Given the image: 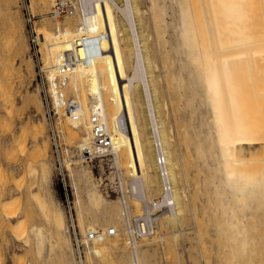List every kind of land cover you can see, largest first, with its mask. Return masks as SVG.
Here are the masks:
<instances>
[{
	"label": "bare ground",
	"instance_id": "bare-ground-1",
	"mask_svg": "<svg viewBox=\"0 0 264 264\" xmlns=\"http://www.w3.org/2000/svg\"><path fill=\"white\" fill-rule=\"evenodd\" d=\"M108 1L122 16L130 71L126 72L120 81H111L108 89L117 99L124 119L121 117V121L105 120L108 129L111 126L114 128V134L111 135L112 156L116 161H120L124 153L123 148L134 141L137 142L140 146L138 149L142 169L136 180L147 176V182L156 188L157 193L160 191L159 196L156 194L158 197L155 195L156 199L146 202L142 214L144 224L151 220L149 214L156 209L160 210V217L165 215L169 218V224H179L178 220L182 219L179 216L184 210L183 196L186 191L179 181L178 174L181 170H178V159L175 157L172 136L168 132L169 123L161 100L165 94L167 105L173 100L172 104L177 105L175 108L182 110V118L178 116L181 122L178 119L176 126L185 148L188 147L185 150H190L191 154L189 152L188 155H192L190 158L192 157L191 161L195 166L193 168H196L198 176V192L204 195V211L211 226L212 238L217 248L215 253L219 256V261L221 264H259L261 260L256 259L260 253L262 255L264 248V234L261 236L264 228V93H258L262 90L258 85L262 79L257 73L261 68H254L256 62H253V67L248 55L252 50L258 55V45L261 49L264 42L259 39L262 37L260 34H254L256 29L254 33L249 29V26L253 25L250 24L249 10L255 9L252 8L254 5L251 6L252 1L210 0L209 6L205 0H202V5L200 0ZM81 2L84 17L82 30L87 46L94 41V35H100L102 42L112 38L113 34L104 17L105 0H98L95 5L93 2V5H90L87 0ZM210 6L215 14L213 21L210 18L213 12L209 15ZM74 11L73 5L69 15ZM256 14L258 15H254ZM66 15L68 14L56 18ZM102 48L100 52L95 53L92 61L104 53L105 47ZM253 52L251 55L255 54ZM158 67L163 69L159 71L161 73L155 71ZM92 89L91 99H96L103 107L101 83H95ZM173 108L169 106V115ZM94 111H100L104 115L98 108ZM84 129L87 136L81 142L90 145L91 124H86ZM72 134L76 138V134ZM78 146L80 147V142ZM157 151L165 158L170 186L168 195L163 190L162 177L156 163ZM74 170L77 173V183L85 178L91 205L98 202L103 205L111 204L101 195L90 175L87 179L86 169L77 164ZM45 172H48L47 166H43L39 173L40 189ZM135 184L133 182L134 186L131 187L137 190L138 184ZM148 187L150 189V186ZM126 196L128 198V195H125V198ZM111 207V210L106 206L102 209L90 207L94 212L91 218L86 215V207L79 209V221L83 230L112 222L116 229L114 234L121 232L126 238L124 242H118L107 237L111 234L91 241L83 237L89 257H102L106 247L124 248L125 244L131 247V255L135 257L144 253L143 249L136 246L135 239L132 243L128 241L125 226H119L121 221L124 224L125 218L119 220L118 216L114 215L116 206ZM46 214L53 220L58 233L64 234L69 241L65 214L59 202L46 207ZM31 234L35 249L39 253L44 245L43 231L34 226Z\"/></svg>",
	"mask_w": 264,
	"mask_h": 264
},
{
	"label": "rangeland",
	"instance_id": "rangeland-1",
	"mask_svg": "<svg viewBox=\"0 0 264 264\" xmlns=\"http://www.w3.org/2000/svg\"><path fill=\"white\" fill-rule=\"evenodd\" d=\"M55 1L0 0V264H134L136 261L138 264H221L220 258L216 254L217 248L212 238L211 226L206 219L207 213L204 211V195L198 192V176L196 168H193L195 166L191 161L192 157L190 158L192 155H188L190 150H185L188 147L185 148L186 145L178 132V126H176L178 119L181 122L182 110L179 109V111L175 108L177 105L172 104L173 100L167 105L165 94L161 100L164 103V111L169 123L168 132L172 136L174 147L172 148L178 159V170H181L178 174L179 181L186 191L183 196L184 210L179 216L182 219L178 220L179 224L171 225L168 217L159 215L160 218L157 217L158 220L155 221L154 232L135 239L136 246L144 250V253L138 254L137 257L131 255V247L126 244L124 248L106 247L102 257L94 255L89 257L86 242L80 249L75 247L72 229L68 227L70 209L74 216V224L83 237L86 231L81 228L79 221V209L82 206L86 207L88 218L94 214L91 210L92 206H96L98 209L106 206L108 210H111V206H116L114 215L118 216L119 220L125 218L120 198L115 193H104L100 185V176L117 181L113 165L109 161L85 164L76 152H79L80 148L78 143L80 142L81 146V141L87 136L84 128L86 124H90L91 113L96 108L104 113L107 121H121L123 114L119 103L114 94L108 92V89L111 86V81H120L130 69L128 68V50L123 36L122 16L108 0H105L104 17L113 37L104 42L100 41L101 48L105 47V49L102 48L104 53L89 64L78 62L69 73L61 72L52 65L58 52H72L79 57L84 55L85 50L95 49L94 41L89 46L86 42L84 45H80L83 36V2L71 0L72 5L75 6L74 13L58 19L52 17V7ZM97 1L87 0L90 5H95ZM196 1L198 2V0ZM250 1L253 2V4L251 2V6L254 5L252 8L258 10H256L257 12L249 10L250 7H248L250 24H253L249 26V29H253L250 32L256 29L253 33L256 36L260 34L262 37L259 39L264 42V0ZM199 3L202 5L204 1L200 0ZM205 3L209 6L211 2L205 0ZM209 12V15L213 12L212 8ZM30 13L38 33L39 50L45 65L44 77L52 107L45 99V86L37 75L36 55L32 54V49L29 46V26L26 19ZM255 13L258 15H254ZM212 14L213 17L215 14L214 12ZM212 17H210L211 21L214 20ZM256 36L254 37L257 38ZM258 46L259 54L257 55L254 51L253 55H257L254 57L251 55L253 50L250 51L251 48H249L248 57H250L249 61L252 66L253 62L258 63V65L254 64L256 66H253L254 68L262 69L257 71L262 79L260 80L261 84L260 81L258 83L262 88L258 91V93L261 92L259 94L261 95L264 93V75H262V73L264 74V46L262 43V51L260 45ZM252 57L254 60H251ZM160 67L155 71H162L163 69ZM95 83H101L103 107L96 99H91L92 87ZM65 95H73L79 100L81 107L77 118H73L64 110L63 96ZM169 106L171 109L173 108L170 115ZM50 107L58 114L63 140L62 150L65 145L68 148L67 154H73L72 158L65 160L67 170L63 173L64 178L59 174L55 162L56 147L48 130ZM176 110L179 111V114ZM109 128L110 134L113 135L114 128L112 126ZM72 133L76 134L74 135L76 138ZM138 148H140L139 144L134 141L123 148L124 153L120 161H116L113 156L111 158L113 164L119 169L125 195H128V198L126 196L128 211L131 214L140 213L142 215L146 208V202L149 203L156 199L160 191L157 193L156 188L154 189L147 182V176H144L143 180H136L137 174L142 169ZM186 160L188 161L186 162ZM77 164L80 168L88 171L87 179L90 175L97 184L101 195L111 204L103 205L102 202H98L91 205L85 178L78 183L76 181L77 173L74 169ZM43 166H47L48 172L44 173L40 189L38 179ZM62 180L67 183L66 189L62 186ZM133 182L138 184L137 190L141 188L139 191L132 189ZM54 202H59L64 211L68 227L67 235L70 236V238L68 236L69 241L64 234L58 233L53 220L46 214V207ZM122 225V221L119 222L120 228ZM34 226L41 228L44 235V245L39 253L35 249L31 234ZM110 226H113L112 222L97 225L103 229ZM262 229L261 236L264 234V228ZM107 237L118 242H124L123 240L126 239L121 232L118 235H107ZM262 238L264 240V236ZM261 252H263L262 255L260 253L256 260L260 259L264 263V248ZM261 261L258 263L262 264Z\"/></svg>",
	"mask_w": 264,
	"mask_h": 264
},
{
	"label": "built area",
	"instance_id": "built-area-1",
	"mask_svg": "<svg viewBox=\"0 0 264 264\" xmlns=\"http://www.w3.org/2000/svg\"><path fill=\"white\" fill-rule=\"evenodd\" d=\"M73 10V5L71 0H56L52 7V17H57L63 14H69ZM27 24L29 26V46L32 49V54L36 55L37 59V75L40 78V81L44 83L45 86V99L48 101V104L52 107L50 102V95L48 93V89L46 86L45 81V65L44 61L42 60V55L39 50V40H38V33L36 32L32 14H28L27 16ZM100 35H94V43L95 49L94 50H85L84 55L77 56L75 53L72 52H58L55 55V59L52 65H54L58 70L61 72H69L72 67L75 66L78 62L89 64L92 62V59L95 53L101 51L100 47ZM86 36L83 34L81 40L82 43L80 45H84ZM60 87V86H59ZM63 106L64 110H66L73 118H77L79 116L80 110V102L77 98L73 95H65L63 96ZM49 108L48 110V119H49V135L56 147L55 150V162L57 168L59 169V174L61 177L64 178V171L67 170V166L65 164V160L67 158H72L73 154H67V147L64 145V150H62L63 140L61 136V126L60 122L58 121V114L55 112L53 108ZM90 124H91V144H82L79 148V152L76 154L80 155V159L85 164H92L107 162L109 161L110 164L113 165L116 171L117 181H113L107 179L106 177L100 176V185L104 193L106 194H113L120 198L123 204V214L125 216L124 226H125V235L130 243L134 241L136 238H140L145 235H150L155 226V219L158 217L159 209L154 210L153 213L149 214L151 220L144 224V217L140 213L131 214L128 211V207L126 206V198L124 195V188L121 184L120 172L119 169L113 164L112 162V154L111 149L113 146V138L109 132L107 127V123L105 117L100 111H93L90 116ZM156 163L158 165V169L163 181V190L166 195L169 194L170 186L167 177V171L165 168V158L163 154L159 151L156 152L155 155ZM70 161V160H69ZM113 179V178H112ZM62 186L64 189L67 188V183L62 180ZM71 210V209H70ZM69 210V222L68 227L72 229V235L74 239V244L77 249H80L84 242L83 236L78 232L76 225L74 224V216L72 212ZM116 229L114 226H111L107 229H103L101 227H96L94 229H88L84 234V237L87 238L89 241L91 240H99L100 238L104 237L105 234H114Z\"/></svg>",
	"mask_w": 264,
	"mask_h": 264
}]
</instances>
